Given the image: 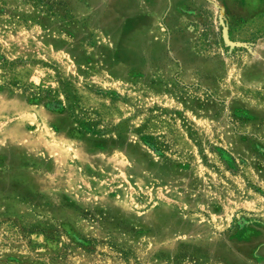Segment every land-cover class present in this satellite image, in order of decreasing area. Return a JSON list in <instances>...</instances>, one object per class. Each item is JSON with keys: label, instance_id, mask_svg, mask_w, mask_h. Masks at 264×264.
I'll use <instances>...</instances> for the list:
<instances>
[{"label": "rangeland", "instance_id": "rangeland-1", "mask_svg": "<svg viewBox=\"0 0 264 264\" xmlns=\"http://www.w3.org/2000/svg\"><path fill=\"white\" fill-rule=\"evenodd\" d=\"M0 264H264V0H0Z\"/></svg>", "mask_w": 264, "mask_h": 264}, {"label": "trees", "instance_id": "trees-1", "mask_svg": "<svg viewBox=\"0 0 264 264\" xmlns=\"http://www.w3.org/2000/svg\"><path fill=\"white\" fill-rule=\"evenodd\" d=\"M24 90L28 92V97L32 102L45 103L46 105L53 108H57V106H61V103L57 99L58 92L52 89H43L40 87L28 88L25 87ZM71 97V95H70ZM84 130H93L92 125H83L80 128V131Z\"/></svg>", "mask_w": 264, "mask_h": 264}]
</instances>
